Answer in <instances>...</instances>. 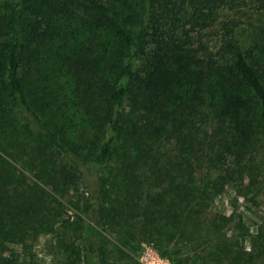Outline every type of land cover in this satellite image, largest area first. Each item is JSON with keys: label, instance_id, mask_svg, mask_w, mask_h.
Listing matches in <instances>:
<instances>
[{"label": "trees", "instance_id": "16d2710c", "mask_svg": "<svg viewBox=\"0 0 264 264\" xmlns=\"http://www.w3.org/2000/svg\"><path fill=\"white\" fill-rule=\"evenodd\" d=\"M262 12L264 0H0V151L36 178L0 152V253L55 232L54 264H119L111 237L139 231L178 245L181 264H264V219L251 230L215 206L227 185L257 195L264 39L240 29Z\"/></svg>", "mask_w": 264, "mask_h": 264}, {"label": "rangeland", "instance_id": "374dc122", "mask_svg": "<svg viewBox=\"0 0 264 264\" xmlns=\"http://www.w3.org/2000/svg\"><path fill=\"white\" fill-rule=\"evenodd\" d=\"M233 14L234 11L231 8H226L220 11L217 26L214 30H212L210 36L209 43L211 47H213L218 41L223 27L229 23V19L233 17ZM243 19L245 22L240 30L247 43L258 37L264 39V12L255 14L251 18L244 16ZM77 119L80 118L78 117ZM0 152L14 165L18 174H23L29 182L36 181L33 172H31L30 168L22 161L8 156V154L4 151ZM257 160L260 167V182L255 199L250 198V196L243 197L241 194L237 193V186L227 185L224 195L221 196L215 203V206L218 209L226 211L228 214L235 215L236 219L233 221L234 223L238 218L244 217L248 225L251 227V230H255L261 220L263 221L264 219V146L261 148ZM41 184L44 186L43 183ZM47 189L51 193L49 199H54V201L60 199L65 203H69L70 200L73 199V192L62 196V194L49 187H47ZM231 224L233 226V223ZM136 234L138 235L135 239L127 245L119 243L117 237H111L112 240L115 243L117 242L123 250V252L119 253L118 259L114 257V260H116L117 263L181 264V257L176 256L172 249V247H174V249H178V245H166L151 236L147 237L139 231ZM57 237L58 236L55 232H46L37 240L30 239L22 245L13 244L9 251L0 253V264H28L30 260L29 253L31 252L36 254L37 258L45 264L57 263L62 259L61 252H59L57 244ZM125 240V242H129L127 238ZM114 247L115 245H113V248Z\"/></svg>", "mask_w": 264, "mask_h": 264}]
</instances>
